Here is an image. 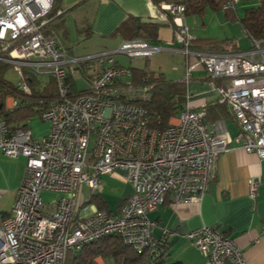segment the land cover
<instances>
[{
  "label": "built area",
  "instance_id": "1",
  "mask_svg": "<svg viewBox=\"0 0 264 264\" xmlns=\"http://www.w3.org/2000/svg\"><path fill=\"white\" fill-rule=\"evenodd\" d=\"M54 2L0 0V62L19 73L17 87L24 96L31 94L26 69L54 76L59 90L40 114L51 127L43 139L29 126L12 128L0 117V150L13 159L27 158L15 204L11 212H0V264H66L68 251L114 234L139 253L155 252L165 240L153 236L148 214L167 201H202L232 139L216 135L206 112L189 103L165 129L150 126L144 105L152 100L155 83L146 78L135 82L132 70L118 66L116 56L149 59L161 49L138 38L122 41L113 51L73 56L50 31L64 14L58 9L54 15ZM239 3L229 0L223 8L236 9ZM162 7L179 26L183 51L197 58L211 87L220 92L219 102L230 106L239 123L240 133L232 141L264 160V39L249 35L251 47L239 51H200L192 48L188 27L178 21L184 6ZM167 15L162 12L160 18ZM94 59L97 71L92 78L82 76L87 81L84 92L70 97V76L75 80L79 66ZM189 78L188 71L185 81ZM5 105L12 111L19 100L10 96ZM118 171L133 193L115 215L92 199L102 190L103 176ZM259 185L260 180L249 181L252 197ZM45 191L58 198L45 202ZM163 232L164 237L171 234L166 228ZM187 237L207 264H247L241 247L218 227L204 226Z\"/></svg>",
  "mask_w": 264,
  "mask_h": 264
},
{
  "label": "crops",
  "instance_id": "2",
  "mask_svg": "<svg viewBox=\"0 0 264 264\" xmlns=\"http://www.w3.org/2000/svg\"><path fill=\"white\" fill-rule=\"evenodd\" d=\"M163 4L173 3L162 1L157 4L153 0H61L59 9L64 14L56 20L50 31L71 55L84 57L81 53L83 51L92 54L113 51L122 41L135 39L131 37L132 29L118 31L129 19L147 25L152 38L146 41L161 49L162 61L170 62L171 67L163 63L155 66L151 58L135 59L131 65L116 56L117 65L130 68L137 83L147 78L146 74L140 76L138 70L180 83L185 88L183 105L189 103L194 109L204 110L206 121L214 127L216 135L235 140L240 133V126L230 106L219 102L221 94L211 87L210 78L204 67L197 64V58L183 51L177 36L179 26L174 22L171 12L163 10ZM238 8L234 9L236 19L227 15L223 9H208L203 16H185L183 12L178 21L188 27L199 50L211 48L215 42L225 40L234 41L236 46L237 41L249 37L240 21L242 14H239ZM162 12L168 14L166 20L160 18ZM82 40L87 41V45L83 51H79L77 43ZM188 71L190 78L185 81ZM41 121L35 128L31 125L32 120L29 121V127L37 138L40 131L48 129L49 132V128L44 126L46 121ZM36 128L39 132H36ZM232 140L229 144L231 149L219 156L216 177L202 201L176 204L167 201L148 214L154 224L153 236L159 241L165 240L167 254L163 264H207L200 249L187 237L188 233L204 226L218 227L234 240L244 252L247 264H264V160L256 153L239 148V144ZM26 165V157L13 159L0 150V190L2 194L13 193L14 204L25 176ZM253 178L260 180L255 197L249 191V181ZM106 180L116 184V195L100 192L96 198L102 201L103 208L116 215L133 193V187L123 179L121 171L103 176V191L106 190ZM45 192L50 194V191ZM55 197L51 200L55 201L58 194ZM51 200L45 202L50 203ZM93 203L99 207L97 202ZM165 228L171 232L166 237L163 234ZM96 262L114 264L113 259L102 257L96 258Z\"/></svg>",
  "mask_w": 264,
  "mask_h": 264
},
{
  "label": "trees",
  "instance_id": "3",
  "mask_svg": "<svg viewBox=\"0 0 264 264\" xmlns=\"http://www.w3.org/2000/svg\"><path fill=\"white\" fill-rule=\"evenodd\" d=\"M159 4L162 1L184 6L185 16H203L208 9H223L230 17L235 18L234 9H224V5L229 0H153ZM249 1V5L241 16L240 21L246 31V34L255 39H264V0H244ZM61 0H55L53 13L56 14ZM241 2V0H240ZM240 4V3H239ZM147 25L141 24L136 19H129L124 22L118 31H125L128 28L133 30L131 37L149 40L152 34L146 28ZM192 40V47L197 49ZM216 43V44H215ZM211 48L200 49L204 52H233L242 50L234 46V41L215 42ZM221 45V46H220ZM233 46V47H232ZM85 64V63H84ZM84 64L79 66L80 70H85ZM12 67L6 63L0 62V117L6 119L7 123L15 128L17 126H29L27 121L40 114L47 108L50 100L57 97L58 89L56 79L48 76L49 82H44L43 75L37 74L26 69V79L29 83L31 94L24 96L18 89L17 84L6 78L7 70ZM140 76L147 75L149 82L155 83V93L151 101L144 106L148 110L150 126L157 129H165L169 120L177 115L184 103V87L180 83L166 81L161 76L144 73V70L137 71ZM87 79L92 78V74H86ZM69 90L70 97L81 95L84 90L80 89L73 76H70ZM143 79V77H142ZM14 96L19 100V107L9 111L6 109V99ZM97 197V196H96ZM94 197L92 202H97L100 208H103L102 201ZM99 197V196H98ZM163 249V250H162ZM167 254L166 244L158 246V250L138 253L133 247L126 245L118 235H108L96 241L85 244L83 248L70 250L67 253L66 264H97L96 258L113 259L114 264H163Z\"/></svg>",
  "mask_w": 264,
  "mask_h": 264
},
{
  "label": "rangeland",
  "instance_id": "4",
  "mask_svg": "<svg viewBox=\"0 0 264 264\" xmlns=\"http://www.w3.org/2000/svg\"><path fill=\"white\" fill-rule=\"evenodd\" d=\"M249 5H251V3L249 1L241 0L240 5L238 6L239 7L238 8L239 14L240 15L242 14V16H243L244 12H245V9ZM86 43H87V41H85V40H82L81 43H77V47L79 48V51H83L84 50V47L87 45ZM235 45L237 47H239L240 49H248V48L251 47V40H250L249 37L245 36L243 40L237 41V43ZM103 52H106V50L103 51ZM81 53L83 55H85L84 57L94 55V53L92 54V52L87 51V50L83 51ZM95 54H98V53H95ZM117 56L120 57L121 60L125 61L126 64L130 63L131 65H133V62L136 61L135 59L128 58L127 56L122 55V54H119ZM154 56H153V58L151 57V60H152V62L154 63L155 66H158L159 63H163L164 65L169 64L167 66L168 68L171 67L172 64L170 62H167L166 60L162 61L163 60L162 52L159 51ZM84 68H85V70L78 69L75 72V74H74L75 75L76 84H77V86L80 89H83V88H85L87 86V81L82 76H86V74H89V75L93 74L96 71V69H97V61L94 59V60H91L88 63H85L84 64ZM6 78L9 79L10 81L14 82L15 84H17V83H19L21 81V77H20L19 73L15 70V68L13 66L10 67L7 70ZM42 79H43L44 82H49L50 78L48 77V75H43ZM31 120H32V124L31 125H32L33 128L37 127L39 124L42 123L40 116L33 117V118L30 119V121ZM44 126L49 128V131H50L51 127H50V124L48 122H45ZM36 132H39L38 128H36ZM48 134H49L48 129H46L44 131H40L39 135H37V136H38L39 139H43ZM105 182L107 183L106 190L105 191L101 190V192L104 193V194L110 195V196H115L116 195L115 188L117 187L116 184H114L110 180H106ZM85 190H86V194H88V192H91L86 186H85ZM56 195H57V193L55 194V193H51L50 192V194H47L46 192H43V198L45 200H51V199L53 200L54 198H56L55 197ZM14 198H15V195L13 193H5V194H3V197L0 199V212L1 211L11 212V209H12V207L14 205ZM114 198L112 199V202H113ZM90 213H91V210H89L87 212H84V216H88V215H90Z\"/></svg>",
  "mask_w": 264,
  "mask_h": 264
},
{
  "label": "bare ground",
  "instance_id": "5",
  "mask_svg": "<svg viewBox=\"0 0 264 264\" xmlns=\"http://www.w3.org/2000/svg\"><path fill=\"white\" fill-rule=\"evenodd\" d=\"M50 76H52V75H50ZM54 77V76H53ZM56 83H57V81H56ZM58 89V88H57ZM59 95V90H58V93H57V96Z\"/></svg>",
  "mask_w": 264,
  "mask_h": 264
}]
</instances>
